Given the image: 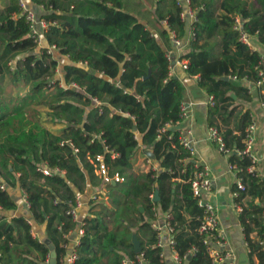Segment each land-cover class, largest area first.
<instances>
[{"label":"trees","instance_id":"16d2710c","mask_svg":"<svg viewBox=\"0 0 264 264\" xmlns=\"http://www.w3.org/2000/svg\"><path fill=\"white\" fill-rule=\"evenodd\" d=\"M31 2L44 10L42 18L49 23L44 48L32 38L20 0H8L0 9V264H47L50 248L34 237L29 221L45 226L58 264L62 263L67 254L64 245L78 229L68 210L78 195L89 188L98 191L103 184L91 163L99 156H104L110 174H118L124 182L106 184L107 202H90L92 210L84 220L74 264L134 260V234L141 241L147 264H167L162 249L154 247L157 233L148 222L155 219L154 209L171 215L175 249L182 258L187 256V264H213L199 232L203 211L189 183L194 164L180 144L181 129L172 130V138L159 139L167 123L177 128L183 122L185 86L170 75L167 49L146 24L125 10L123 0ZM172 2L168 12L166 7L157 9V21L167 20L169 29L184 39L183 9L178 0ZM190 2L198 10L196 38L181 58L189 61L188 76L197 77L199 87L214 98L210 114L224 112L228 126L237 111L235 102L252 101L244 83L258 80L256 66L261 56L240 41L236 18L264 46V0ZM162 37L169 46L167 30ZM51 46L57 47L54 56L47 53ZM55 56L68 59L62 69L64 87L56 79L60 64ZM6 81L15 93L6 94ZM24 88L27 92L20 93ZM43 111L54 125L62 126L58 133L40 123ZM252 121L251 110L237 115L239 134L233 135L232 130L222 134L228 147L244 148ZM140 150L145 157L147 150L153 152L159 171L136 172ZM112 154L117 157L113 159ZM229 162L241 169L238 176L246 187L235 198L237 205L251 198L247 206H241L240 214L251 255L264 264L260 245L264 178L258 170L250 173L251 160L235 152ZM45 168L51 176L44 175ZM2 183L6 190L1 189ZM9 189H20L26 195L30 220L1 214L13 213L18 207ZM156 191L158 202L151 197ZM253 232L257 240L250 237Z\"/></svg>","mask_w":264,"mask_h":264},{"label":"built area","instance_id":"2783aa9c","mask_svg":"<svg viewBox=\"0 0 264 264\" xmlns=\"http://www.w3.org/2000/svg\"><path fill=\"white\" fill-rule=\"evenodd\" d=\"M178 6L183 9L181 13V19L186 24L189 23V38L186 42L184 39L180 38L174 31L170 30L171 39L174 46V50H178L180 53H183L185 46H190L193 41H195L196 35L194 31V23L198 21L197 17V9L192 8L190 0H178ZM20 5L24 9L26 13V18L28 23L31 25V36L35 40L36 44L39 48H44V34L49 28V23L44 18H39L37 15L26 8V4L20 0ZM165 24L168 25V21L165 20ZM169 27V25H168ZM235 29L240 32V41L247 46H249L252 50H254L255 44V37H250L242 27V20L240 17L236 18V26ZM255 51V50H254ZM57 52L56 46H51L48 48V54L55 55ZM173 50L167 51V58L170 62V75L173 76V65L179 66L183 70H187L189 67V61L186 59H182L181 56L175 58L173 56ZM256 71L258 74V80L255 83H252L254 86V90H258L262 95V106L264 107V55L260 56V60L258 65L256 66ZM58 72V70H57ZM234 80L237 77H233ZM61 80V79H60ZM248 82V81H247ZM61 86L64 87L63 78L61 80ZM72 87L78 88L77 85L73 84ZM250 91H252L250 89ZM94 102L97 105H101L99 100L94 99ZM211 105L214 104V98H210ZM189 117V107L183 103L181 106V118L182 121L186 120ZM182 124V123H181ZM181 124L178 127L181 129ZM173 123H167L165 126L161 128L159 131V139L164 136H168L172 138V130L178 129ZM258 126L256 121L253 119L251 124L246 129L245 139L243 141L244 148L242 150H234L227 146L224 137L221 131L216 127H211L209 129V136L210 139L215 142L220 152L225 155L226 157L230 158V156L235 152L242 158H248L251 160V166L249 167L248 171L250 173H254L257 170V165L260 161L259 157L255 152V144H256V132ZM191 131L187 133H183L181 129V136H180V144L181 146L189 153V159L192 160L194 164V172L192 174L189 183L191 184L192 193L194 197L197 199L199 207L203 211L202 217L199 218L200 220V227L199 232L203 236V243L206 246V250L208 255L210 256L213 264H229L228 261L231 260L234 256L232 250L228 248V241L224 235L222 230V226L219 220L218 215V207L213 199L214 194V177L212 174L211 168L207 164H202L195 159L196 157V149L189 139V135ZM78 152V150H77ZM116 154H112V158H116ZM146 162L148 163L147 172L149 171H159V168L154 161L150 159L148 156L145 158ZM91 163L94 165L95 172L97 176L102 180V182L106 184L110 183H117V182H124V178L120 177L118 174L112 176L110 174V168L105 162L104 156L97 157L96 160H91ZM229 170L235 174L237 178V188L238 191L234 192V197L238 198L239 192H244L246 190L245 184L243 183V179L238 176V173L241 169L236 165L229 162ZM42 172L46 176H51V171L47 168L43 169ZM7 185L4 183L1 184V189L6 190ZM152 198L155 196H151ZM107 200V196L102 193V191L95 192L92 197L91 201H99V200ZM23 202L30 208L28 199L26 195H23ZM85 205V202L82 199L81 195H78L76 198V202L74 206L68 210L67 214L71 216L74 223L78 224V235L79 240L77 242V247L80 244V239L84 235V221L80 218V210ZM239 207V206H238ZM155 211V219L152 220L151 226L153 230L157 233L156 244L154 247L162 249L161 257L164 259V249L167 246H170L174 252V262L175 264H186L187 256L182 258L176 251V241H175V228L171 224V215L160 214L159 211L154 209ZM163 218H162V217ZM262 221L264 224V211L262 213ZM31 225H33L32 221H29ZM35 238L38 236L33 232ZM69 244V243H68ZM68 244L64 245V248L68 249ZM260 245L264 249V237L260 240ZM49 247V246H48ZM77 247L74 251L66 254L67 262L69 264H74L78 259L77 254ZM50 248V247H49ZM52 254L50 252L47 260V264H52ZM123 264H147V259L145 253L142 251L140 254H137L134 260L125 259L123 260Z\"/></svg>","mask_w":264,"mask_h":264},{"label":"crops","instance_id":"0c3cea01","mask_svg":"<svg viewBox=\"0 0 264 264\" xmlns=\"http://www.w3.org/2000/svg\"><path fill=\"white\" fill-rule=\"evenodd\" d=\"M26 4V8L30 11H33L37 17L41 18L44 14V10L31 2V0H21ZM161 1V0H159ZM154 2L157 9L162 6L167 8V12L170 10L173 2ZM148 8L144 7L143 11H147ZM136 16V15H135ZM155 17V16H154ZM139 18V17H138ZM140 19V18H139ZM157 19V16L156 18ZM141 22H143L140 19ZM148 26L147 22H143ZM168 31L170 44L169 46L165 44L164 39L161 35H158L155 30L149 28L158 41L167 49V51L173 50V56L178 58L190 48V46H185L183 53H180L178 50H174V46L171 39V33L168 25L165 24V21L159 22ZM190 23V22H189ZM189 23L186 24L187 33L184 38L186 42L189 38ZM149 27V26H148ZM255 40L254 50L258 51L260 55H264V46ZM173 76H177L185 86L184 92V103L189 107V117L184 120L181 124V129L183 133L191 131L189 139L193 143L196 149L195 159L202 164H207L211 170L214 177V194L213 199L218 207L219 220L222 226L224 235L228 241V248L232 250L234 256L231 260L228 261L229 264H259V259L256 255H251V250L249 249L247 236L244 232V228L240 221V214L242 211V205L247 206L251 201V198H245L242 200L240 205H237V201L234 197V192L236 190L237 178L234 173L229 170V158L223 155L218 145L210 139L209 129L211 126L219 128L221 133L224 134L228 130L233 131V135H238L236 131V121L237 115L239 113H244L248 110H251V115L256 121L258 129L256 132V144L255 152L259 157L260 161L257 165V170L262 178H264V107L262 106V95L258 90H254L252 83L245 81L244 85L250 88L252 94V101H237L234 106L237 107V111L231 117L228 126L224 124V112L210 114V96L206 93L205 90L201 89L198 84V78H192L188 76L185 70L179 66L173 65ZM232 97L237 100V96L233 93ZM11 196L17 204V210L13 213L1 212V214L7 215L9 217H20L24 216L27 219L32 218L30 208L23 202V192L20 189H9ZM93 190L91 188L88 191L81 195L85 205L80 210L81 220H85L84 216L88 212V206L91 202L92 195L97 192L94 191L91 195L90 193ZM104 193V192H102ZM103 200V199H102ZM99 200V201H102ZM106 201V200H105ZM107 202V201H106ZM239 206V207H238ZM83 210V213H82ZM160 214H162L160 212ZM162 217V216H161ZM163 218V217H162ZM33 232L38 236L41 241L51 242L46 236L45 226H38L33 223ZM253 240L258 239L257 232H253L250 236ZM79 240L78 229L75 232H71L69 235V244L67 249V254L74 251L77 247V242ZM51 245L53 243L51 242ZM50 247V244L47 245ZM54 246V245H53ZM50 252L53 258L57 259L56 248ZM164 260L167 264H175L174 262V252L170 246H167L164 249ZM61 264H69L67 258L62 259ZM187 264V263H186Z\"/></svg>","mask_w":264,"mask_h":264},{"label":"rangeland","instance_id":"374dc122","mask_svg":"<svg viewBox=\"0 0 264 264\" xmlns=\"http://www.w3.org/2000/svg\"><path fill=\"white\" fill-rule=\"evenodd\" d=\"M159 0H123L124 4H125V10L128 13H131L133 15H136L137 17H139L143 22H147L149 28L153 29L156 31V33L158 35L162 36L163 31H165V28L162 24H160L156 18L157 16V11H156V5L154 2H157ZM8 0H0V9H3L6 4H7ZM159 2H162L159 1ZM168 2H172V0H168ZM144 7H147L148 10L147 11H143ZM155 16V17H154ZM256 39V38H255ZM56 59H58L59 61V68H58V73H57V77L56 79H61L63 78V74H62V69L63 66L68 63V59L66 57H60V56H55ZM5 92L6 94H8V92L10 90H12L10 84L8 81L5 82ZM13 93H15V90H12ZM27 92V89H21L20 93H25ZM40 123L47 129L51 130L54 133H58L61 129L62 126L59 125H54L51 121H50V117L48 116V114L46 113V111H43L42 114L39 117ZM145 155L143 154V150H140L137 153L136 156V164H135V170L138 173H145L147 172V168H148V163L146 162L145 159ZM98 191H102L104 192V195H107V187L106 185L103 183L100 185L99 190ZM94 192V190L90 193V195ZM88 208V212L84 215L86 217H88L90 215V211L91 209V204H89ZM83 213V210H82ZM153 219H148V222H152Z\"/></svg>","mask_w":264,"mask_h":264},{"label":"water","instance_id":"95a60500","mask_svg":"<svg viewBox=\"0 0 264 264\" xmlns=\"http://www.w3.org/2000/svg\"><path fill=\"white\" fill-rule=\"evenodd\" d=\"M224 80L227 81V80H229V78L226 77V78H224ZM178 129H180V128L178 127ZM146 155H147L150 159L155 160V156H154V154H153L152 151L147 150V151H146ZM114 184H115V183H114ZM159 200H160V197H159V191H156V193H155V197H154V201H155V202H158ZM141 211L143 212L144 209L141 208ZM45 243H46L47 245L50 244V248H51L52 250L55 249V246L51 245V242H45ZM133 245H134V252H135V254H140V253L142 252V246H141V241H140V239L137 237L136 234L133 235ZM189 260H190V258H189ZM51 263H52V264H57V259H56V258H53Z\"/></svg>","mask_w":264,"mask_h":264}]
</instances>
